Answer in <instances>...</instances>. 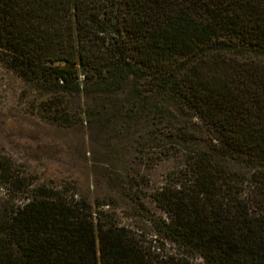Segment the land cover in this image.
Segmentation results:
<instances>
[{
	"label": "trees",
	"instance_id": "16d2710c",
	"mask_svg": "<svg viewBox=\"0 0 264 264\" xmlns=\"http://www.w3.org/2000/svg\"><path fill=\"white\" fill-rule=\"evenodd\" d=\"M0 62L47 119L115 108L151 165L180 160L120 178L132 223L0 160V264H264V0H0Z\"/></svg>",
	"mask_w": 264,
	"mask_h": 264
},
{
	"label": "rangeland",
	"instance_id": "374dc122",
	"mask_svg": "<svg viewBox=\"0 0 264 264\" xmlns=\"http://www.w3.org/2000/svg\"><path fill=\"white\" fill-rule=\"evenodd\" d=\"M45 96L43 89L0 62V160L34 183L74 184L77 194L91 203L112 200L123 222L138 220L120 178L140 174L149 180L142 188L149 192L179 168L180 160L167 158L151 165L147 153L152 151L139 144L141 127H120L115 108L92 115L90 121L85 114L86 121L71 126L47 119L40 105ZM84 101L81 95L69 97L73 108ZM4 192L0 182V204L6 200Z\"/></svg>",
	"mask_w": 264,
	"mask_h": 264
}]
</instances>
